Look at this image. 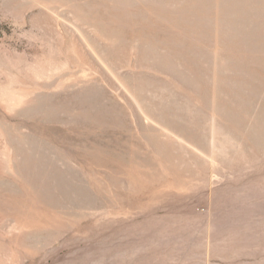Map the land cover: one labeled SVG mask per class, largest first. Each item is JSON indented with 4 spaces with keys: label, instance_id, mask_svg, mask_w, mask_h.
Returning a JSON list of instances; mask_svg holds the SVG:
<instances>
[{
    "label": "rangeland",
    "instance_id": "obj_1",
    "mask_svg": "<svg viewBox=\"0 0 264 264\" xmlns=\"http://www.w3.org/2000/svg\"><path fill=\"white\" fill-rule=\"evenodd\" d=\"M0 264H264V0H0Z\"/></svg>",
    "mask_w": 264,
    "mask_h": 264
}]
</instances>
